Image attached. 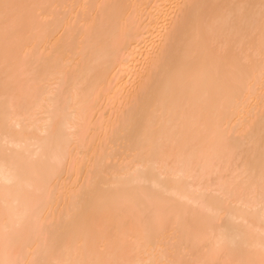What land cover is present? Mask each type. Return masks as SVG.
Returning <instances> with one entry per match:
<instances>
[{
  "label": "bare ground",
  "instance_id": "6f19581e",
  "mask_svg": "<svg viewBox=\"0 0 264 264\" xmlns=\"http://www.w3.org/2000/svg\"><path fill=\"white\" fill-rule=\"evenodd\" d=\"M0 264H264V0H0Z\"/></svg>",
  "mask_w": 264,
  "mask_h": 264
},
{
  "label": "snow or ice",
  "instance_id": "6c2138e0",
  "mask_svg": "<svg viewBox=\"0 0 264 264\" xmlns=\"http://www.w3.org/2000/svg\"><path fill=\"white\" fill-rule=\"evenodd\" d=\"M18 7L20 6L13 5L7 2L0 3V15H2L4 21L3 31L6 40L14 30L15 17L13 15L12 10Z\"/></svg>",
  "mask_w": 264,
  "mask_h": 264
}]
</instances>
